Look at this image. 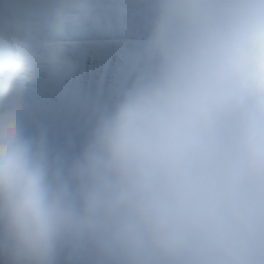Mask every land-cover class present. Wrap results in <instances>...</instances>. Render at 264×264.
Segmentation results:
<instances>
[{"label":"clouds","instance_id":"clouds-1","mask_svg":"<svg viewBox=\"0 0 264 264\" xmlns=\"http://www.w3.org/2000/svg\"><path fill=\"white\" fill-rule=\"evenodd\" d=\"M156 3L149 71L70 157L16 120L35 54L0 38L2 264H264V0Z\"/></svg>","mask_w":264,"mask_h":264},{"label":"rangeland","instance_id":"rangeland-1","mask_svg":"<svg viewBox=\"0 0 264 264\" xmlns=\"http://www.w3.org/2000/svg\"><path fill=\"white\" fill-rule=\"evenodd\" d=\"M157 17L156 0H0V38L35 54L9 101L24 133L77 153L97 119L149 71ZM54 43L65 53L56 70L43 56Z\"/></svg>","mask_w":264,"mask_h":264}]
</instances>
